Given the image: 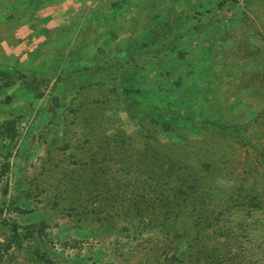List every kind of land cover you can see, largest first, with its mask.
Listing matches in <instances>:
<instances>
[{
    "label": "rangeland",
    "instance_id": "1",
    "mask_svg": "<svg viewBox=\"0 0 264 264\" xmlns=\"http://www.w3.org/2000/svg\"><path fill=\"white\" fill-rule=\"evenodd\" d=\"M0 264H264V0H0Z\"/></svg>",
    "mask_w": 264,
    "mask_h": 264
},
{
    "label": "trees",
    "instance_id": "2",
    "mask_svg": "<svg viewBox=\"0 0 264 264\" xmlns=\"http://www.w3.org/2000/svg\"><path fill=\"white\" fill-rule=\"evenodd\" d=\"M193 29L195 30L194 34L178 33L175 35V37L172 40L156 46L154 55L150 60H154V62L155 61L162 62L166 59H169L174 54L181 56V50L183 49V46L189 42H192L194 39L198 38L201 33V29L198 28L197 26H194ZM143 47H146V44L145 45L142 44L141 47L134 46L130 51L127 60L123 62H121L117 58L106 59L105 61L101 62L98 69L103 73L102 74L103 83H106L107 85V81L109 82L114 81V86H115L114 88L116 90L120 88L123 91V93L127 94L129 92V89L127 88L129 81L130 82L135 81L136 76L138 78L142 77L139 73H136L135 76L130 75V73H131V68L137 69L139 64L138 61L139 58H141L142 56L148 57L145 54H143L144 52L143 50H140Z\"/></svg>",
    "mask_w": 264,
    "mask_h": 264
}]
</instances>
